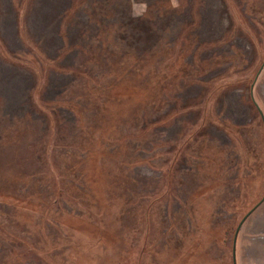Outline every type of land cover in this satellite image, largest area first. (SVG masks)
<instances>
[{
  "label": "rangeland",
  "instance_id": "rangeland-1",
  "mask_svg": "<svg viewBox=\"0 0 264 264\" xmlns=\"http://www.w3.org/2000/svg\"><path fill=\"white\" fill-rule=\"evenodd\" d=\"M262 66L264 0H0V264H264Z\"/></svg>",
  "mask_w": 264,
  "mask_h": 264
},
{
  "label": "water",
  "instance_id": "water-1",
  "mask_svg": "<svg viewBox=\"0 0 264 264\" xmlns=\"http://www.w3.org/2000/svg\"><path fill=\"white\" fill-rule=\"evenodd\" d=\"M263 68H264V66L262 67V69H263ZM260 73H261V71H260ZM258 76H259V75H258ZM263 202H264V198L262 199V201H261L257 206H260V204H262ZM257 206H256V207H257ZM256 207H255V208H256Z\"/></svg>",
  "mask_w": 264,
  "mask_h": 264
},
{
  "label": "trees",
  "instance_id": "trees-1",
  "mask_svg": "<svg viewBox=\"0 0 264 264\" xmlns=\"http://www.w3.org/2000/svg\"><path fill=\"white\" fill-rule=\"evenodd\" d=\"M262 67H263V66H262ZM262 67H261L260 70L258 71V73H257V77H258V75L260 74V71L262 70ZM252 87H253V86H252ZM261 201H262V200H261ZM261 201H260V202H261ZM260 202H259V203H260ZM259 203H258V204H259ZM258 204H257V205H258ZM257 205H256V206H257Z\"/></svg>",
  "mask_w": 264,
  "mask_h": 264
}]
</instances>
